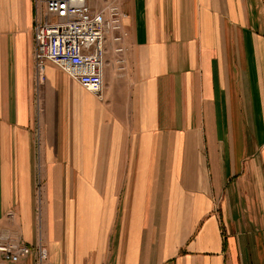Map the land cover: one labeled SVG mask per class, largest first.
Masks as SVG:
<instances>
[{
    "label": "crops",
    "instance_id": "0c3cea01",
    "mask_svg": "<svg viewBox=\"0 0 264 264\" xmlns=\"http://www.w3.org/2000/svg\"><path fill=\"white\" fill-rule=\"evenodd\" d=\"M34 1L0 0V236L44 264H264V0L117 1L100 95L51 63L36 84Z\"/></svg>",
    "mask_w": 264,
    "mask_h": 264
},
{
    "label": "built area",
    "instance_id": "2783aa9c",
    "mask_svg": "<svg viewBox=\"0 0 264 264\" xmlns=\"http://www.w3.org/2000/svg\"><path fill=\"white\" fill-rule=\"evenodd\" d=\"M126 13L116 1L92 7L88 0L34 1V65L36 83L45 79L48 63L69 75L85 89L101 94L106 42L110 37L114 51H125L128 36ZM117 61L124 63L119 56ZM38 254V264L48 258V249L39 241L34 247L8 235L0 236V255L4 262L19 261L32 251Z\"/></svg>",
    "mask_w": 264,
    "mask_h": 264
},
{
    "label": "rangeland",
    "instance_id": "374dc122",
    "mask_svg": "<svg viewBox=\"0 0 264 264\" xmlns=\"http://www.w3.org/2000/svg\"><path fill=\"white\" fill-rule=\"evenodd\" d=\"M108 1H119V0H98V4L96 5V7H100L101 5H103L105 2H108ZM90 4V3H89ZM124 23H125V21H124ZM33 28H34V26H33ZM108 40H110V37L108 38ZM111 41V40H110ZM108 42V41H107ZM107 42H106V44H107ZM106 46V45H105ZM125 49H126V46H125ZM123 53V52H122ZM122 53H120V55L122 54ZM118 54V53H117ZM44 83V82H43ZM37 84V83H36ZM11 238H15V237H11ZM15 239H18V238H15ZM20 240V239H19Z\"/></svg>",
    "mask_w": 264,
    "mask_h": 264
}]
</instances>
